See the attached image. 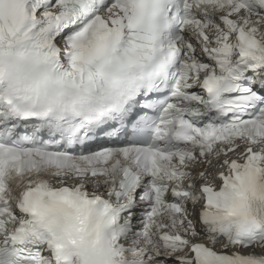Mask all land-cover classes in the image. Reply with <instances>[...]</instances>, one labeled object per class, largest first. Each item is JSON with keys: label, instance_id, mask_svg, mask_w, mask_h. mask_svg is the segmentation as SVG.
<instances>
[{"label": "snow or ice", "instance_id": "6c2138e0", "mask_svg": "<svg viewBox=\"0 0 264 264\" xmlns=\"http://www.w3.org/2000/svg\"><path fill=\"white\" fill-rule=\"evenodd\" d=\"M0 264H264V0H0Z\"/></svg>", "mask_w": 264, "mask_h": 264}]
</instances>
